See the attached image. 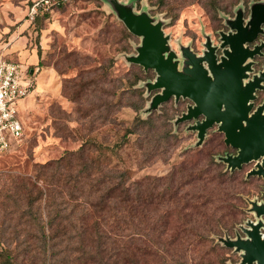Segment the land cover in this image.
<instances>
[{"label": "rangeland", "instance_id": "374dc122", "mask_svg": "<svg viewBox=\"0 0 264 264\" xmlns=\"http://www.w3.org/2000/svg\"><path fill=\"white\" fill-rule=\"evenodd\" d=\"M31 1L0 0V58L23 63L34 77L31 91L16 101L24 136L0 153V264L7 257L43 264L50 254L55 259L46 264H238L240 253L218 238L244 236L241 226L256 220L248 209L252 200L264 201V179L247 172L257 161L228 168L222 157L237 149L225 144L217 124L200 142L191 126L203 116L177 120L193 104L188 97L172 96L150 109L161 89L147 84L157 73L128 59L137 55L142 37L130 32L105 0H68L30 19ZM119 1L161 22L182 69L185 49L202 55L210 43L219 59L222 34L235 31L231 23L239 13L246 24L252 5L262 0ZM261 29L249 47L264 41V23ZM248 62L246 80L264 70V47ZM262 84L253 109L264 104ZM137 116H151L152 122L129 136L119 158L91 143H113ZM82 144L86 157L74 156L70 166L58 169L49 164L45 180L36 177L41 163ZM79 160L99 178L90 176L84 192L63 187L68 210L78 204L76 213L84 211L103 190L104 182L97 180H106L110 166H127L125 184L135 181L129 194L133 211L126 212L116 199L104 211L72 217L69 233L48 247L41 232L45 193L38 188H46V182L54 186L55 172L75 173ZM112 175L116 182L124 180L119 171ZM141 229L149 236L140 237ZM43 230L48 233L47 225ZM130 233L140 240H125Z\"/></svg>", "mask_w": 264, "mask_h": 264}, {"label": "water", "instance_id": "95a60500", "mask_svg": "<svg viewBox=\"0 0 264 264\" xmlns=\"http://www.w3.org/2000/svg\"><path fill=\"white\" fill-rule=\"evenodd\" d=\"M105 3L117 12L130 32L142 37L137 55L128 59L157 73L155 80L147 84L149 89H161L152 97L150 109L172 96L190 98L193 104L177 120L203 116L191 126L200 142L206 130L217 124L225 144L237 149L236 154L222 157L228 168L240 169L243 164L256 160L255 168L247 176L258 175L264 179V104L253 109L251 102L256 89L263 87L264 70L246 80L251 70L248 59L261 54L264 47V41L253 47L248 45L262 30L264 0L252 5L246 24L239 13L231 23L235 31L222 34L224 50L219 59L216 46L210 43L202 55L185 49L182 69L160 21H154L145 11H134L128 2L105 0ZM248 210L256 220H248L241 226L244 236L218 239L240 253L238 264H264V201L252 200Z\"/></svg>", "mask_w": 264, "mask_h": 264}, {"label": "trees", "instance_id": "16d2710c", "mask_svg": "<svg viewBox=\"0 0 264 264\" xmlns=\"http://www.w3.org/2000/svg\"><path fill=\"white\" fill-rule=\"evenodd\" d=\"M44 13L45 12H42L41 14L43 15ZM37 16L38 15H36L35 17L37 18ZM151 122H152L151 116L145 120H142L140 117L137 116L134 122H132L128 127L125 128V131L121 134L120 138L114 141L113 143L101 144V145L96 144L95 141H92L91 143L95 144V146L97 145L101 148L106 149L107 151H109L110 155L118 156L119 148L124 143H127V141L129 140V136L132 134H135L138 131L139 127L141 126H150ZM86 155L87 153L85 152V145L83 144L73 151H66L65 154H63L61 157L57 159L50 161V163L49 162L41 163L40 167L36 170L38 174L36 175V177L38 179L41 178L45 180V177H44V173L46 171L45 167H47V165L49 164H53L54 167L58 169L60 167L62 168L65 165L70 166V163L74 156L79 159L82 157H86ZM78 164L79 166H78V169L75 171V173H73V171L71 172V170L67 174H63L61 172H55V175L59 177V178H56V180L59 183L55 182V185H54L55 187L51 183L46 182L47 183L46 188L44 189L40 187L38 188V191L40 192V194L45 193L44 202H45V206L47 207L46 208L47 210L45 211V217H46V225H47L48 233L44 232L43 230L46 226L45 224H41V232L43 234V240L44 241L48 240L45 242V245H47L48 247L50 243V247L53 248V246L55 245L53 240H61L62 239L60 237L61 234L67 235L69 233L67 226L69 225V222L71 221L72 217L74 219L78 218L81 220L85 216H89L99 211H104V209L106 208V205L110 202H114L116 199L121 204L124 203L126 208L128 207V209L125 210L126 212H128V210L133 211L134 204L132 203V201H130L129 194L134 189L135 181L133 184L132 182L130 184L129 183L125 184L124 176L128 173V168H129L127 166H125L124 168L122 167L120 170L117 169V166L115 167L110 166L109 175L106 176V180H97L100 183L104 182L102 186L103 190L100 193H95L92 196L94 200L86 203L87 206L83 209L84 211H80L76 213L75 208L76 206L79 207L78 204H74L75 207L68 210L69 206L67 204L68 203L70 204V200H67L65 198V195L62 194L61 191L64 190L63 187L68 186L70 192H74V191L84 192V190L87 189L86 184L90 176L94 177V179L99 178L95 174L97 170L95 168L91 169V167L89 166L86 160H79L77 164H74V165H78ZM116 171L120 172V174L124 177V180H121V181L119 180L117 182L113 180L114 176L112 175V173ZM92 187L93 186L89 188L92 189ZM95 190L96 191L99 190V187H96ZM115 190H119V194H114ZM89 195H92V194L89 192ZM220 228L221 227L214 228V231H215L214 233H218V232L220 233ZM142 230L143 229L139 230L140 237L149 236L146 234V232H143L145 229L143 231ZM65 239H67L66 236H65ZM125 240H140V238H139V235L135 233H130L126 236ZM50 241H52V244ZM128 251L129 250L127 251L124 250L125 252L124 255H127ZM49 257H50V261L51 260L53 261L55 259V258H52L50 254V256H47V258L43 261V264H46V261ZM4 264H21V263L15 258L7 257Z\"/></svg>", "mask_w": 264, "mask_h": 264}, {"label": "built area", "instance_id": "2783aa9c", "mask_svg": "<svg viewBox=\"0 0 264 264\" xmlns=\"http://www.w3.org/2000/svg\"><path fill=\"white\" fill-rule=\"evenodd\" d=\"M66 1L32 0L27 15L33 19L39 13ZM31 73L21 62L0 58V153L18 144L24 136L16 101L31 91L34 79Z\"/></svg>", "mask_w": 264, "mask_h": 264}]
</instances>
